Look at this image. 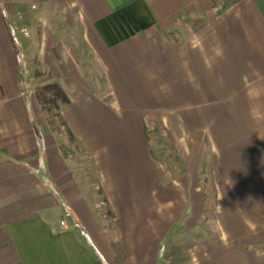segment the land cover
<instances>
[{
    "label": "crops",
    "instance_id": "crops-1",
    "mask_svg": "<svg viewBox=\"0 0 264 264\" xmlns=\"http://www.w3.org/2000/svg\"><path fill=\"white\" fill-rule=\"evenodd\" d=\"M0 264H264V0H0Z\"/></svg>",
    "mask_w": 264,
    "mask_h": 264
},
{
    "label": "rangeland",
    "instance_id": "rangeland-1",
    "mask_svg": "<svg viewBox=\"0 0 264 264\" xmlns=\"http://www.w3.org/2000/svg\"><path fill=\"white\" fill-rule=\"evenodd\" d=\"M78 57L80 59V54L78 55ZM81 60H82V56H81ZM82 63H84V59L82 60ZM86 68L87 67H82V70H83L85 77H87V79L90 80L91 77L87 72L88 69H86ZM35 85H36V87L31 86V88L33 89V91H35L36 94L40 95V98L37 96V98H38L37 100H39V103H40V104H37V106L39 107V110H40L38 115L40 116V119L42 121H44L45 119L47 121H50L51 119H53L55 117L54 116V112L56 111L55 108L58 107V105H59V102H60L59 97H60V94L62 91H60L58 85L54 84V83H51V84H49V83H46V84L36 83ZM39 89H40V91H39ZM41 110H43V111H41ZM159 134H160L159 130L154 131V136H156V137H153V140H155V145L158 144L160 146V147L155 146V148H157V150L160 149L161 153L165 154V155L166 154L167 155L174 154L173 149L171 147L167 146L165 138L162 136L159 137ZM168 166H169V169L171 171H175L176 175L182 174L184 172V171H178L177 170V166H178L177 163H175V164L169 163ZM209 174H211L210 167L207 165L206 169H205V175L203 176V174H202L198 180L196 178V183L198 181L199 184H195V185H199V187H201L202 190H203V187L205 188L204 190L206 192L201 193V194H202V201L205 204V209L206 208L208 209L209 215H207V218L211 217V215L214 214L216 203H217V201H215V199L217 200V196L214 193L215 192V180L213 179V177L209 178ZM204 177H206V178H204ZM199 230H200V228L199 229L197 228V231H199ZM199 233H201V231H199ZM197 234L198 233H192L191 232V233H189V235H186V236L176 235L175 241L172 242L170 247H169L170 251H175L176 253L178 251H187L189 246H191L194 237H196ZM216 234H217L216 231H212V233H211L212 237L215 236Z\"/></svg>",
    "mask_w": 264,
    "mask_h": 264
},
{
    "label": "built area",
    "instance_id": "built-area-1",
    "mask_svg": "<svg viewBox=\"0 0 264 264\" xmlns=\"http://www.w3.org/2000/svg\"><path fill=\"white\" fill-rule=\"evenodd\" d=\"M62 225H65V223H64V222H62Z\"/></svg>",
    "mask_w": 264,
    "mask_h": 264
},
{
    "label": "trees",
    "instance_id": "trees-1",
    "mask_svg": "<svg viewBox=\"0 0 264 264\" xmlns=\"http://www.w3.org/2000/svg\"><path fill=\"white\" fill-rule=\"evenodd\" d=\"M215 192H216V189H215ZM215 192H214V193H215ZM215 195H216V194H215ZM215 201H217V200L215 199Z\"/></svg>",
    "mask_w": 264,
    "mask_h": 264
}]
</instances>
